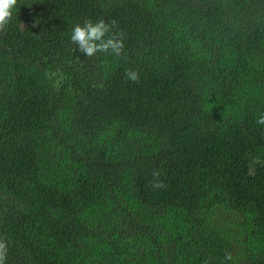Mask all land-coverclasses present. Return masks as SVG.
<instances>
[{
    "label": "trees",
    "instance_id": "trees-1",
    "mask_svg": "<svg viewBox=\"0 0 264 264\" xmlns=\"http://www.w3.org/2000/svg\"><path fill=\"white\" fill-rule=\"evenodd\" d=\"M86 20L115 21L119 57L78 50ZM261 113L264 0H18L0 29L5 264H264Z\"/></svg>",
    "mask_w": 264,
    "mask_h": 264
},
{
    "label": "clouds",
    "instance_id": "clouds-1",
    "mask_svg": "<svg viewBox=\"0 0 264 264\" xmlns=\"http://www.w3.org/2000/svg\"><path fill=\"white\" fill-rule=\"evenodd\" d=\"M18 0H0V29L4 28L12 19ZM115 27V21L106 23L104 20L92 21L86 20L83 24H75L70 30V40L75 44L78 50L86 57H93L97 53H111L119 57L124 49V33L118 32L109 35L112 28ZM126 79L136 82L139 74L136 71H126ZM258 125H264V113H261L256 121ZM155 175V174H154ZM156 184L155 187H161ZM6 243L0 241V264L6 261ZM226 259H231L227 256Z\"/></svg>",
    "mask_w": 264,
    "mask_h": 264
}]
</instances>
